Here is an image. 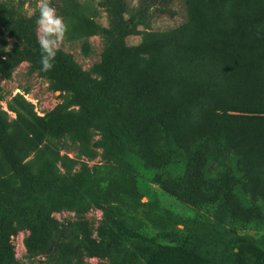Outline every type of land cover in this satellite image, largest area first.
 Segmentation results:
<instances>
[{
    "label": "trees",
    "instance_id": "obj_1",
    "mask_svg": "<svg viewBox=\"0 0 264 264\" xmlns=\"http://www.w3.org/2000/svg\"><path fill=\"white\" fill-rule=\"evenodd\" d=\"M104 1L116 18L130 11L128 0ZM173 1L144 0L121 35L138 33L150 4L169 6ZM183 1L189 17L185 25L160 36L152 50L144 45L127 48L122 41L117 49L106 48L93 70L98 79L60 50L52 70L41 71L38 17L21 15L0 0V24L15 41L8 52L0 51V73L9 79L17 67L28 63L32 72L49 81L53 92L63 97L70 93L86 120L104 124L106 146L116 164L110 179L85 183L78 175L54 184L24 164L29 152L19 147L0 116V264L10 253L12 219L27 216H33L38 226L26 241L27 249L31 255L47 256L40 264H82L86 254L106 258L118 252L117 234H109L110 244L97 241L84 223L75 224L68 238L50 214L74 210L84 201L141 212L163 237L155 251L148 250L147 264H209L198 251L203 240L217 247L238 242L240 249L262 254L264 238L227 239L222 225L226 221L257 229L264 225V0ZM206 46L215 55L201 53ZM145 54L146 66L141 67L138 60ZM16 101L24 109L30 107L21 97ZM225 109L241 114L230 115ZM61 110L62 105L52 114H62ZM64 125L68 132L71 126ZM4 170L19 181L18 186ZM140 172L181 203L213 211L220 225L143 203ZM180 226L179 241L197 242L183 244L177 263L157 262L160 253L174 251L167 247V239L175 236L168 234ZM57 236L66 241L58 244ZM261 257L240 263L264 264Z\"/></svg>",
    "mask_w": 264,
    "mask_h": 264
},
{
    "label": "rangeland",
    "instance_id": "obj_2",
    "mask_svg": "<svg viewBox=\"0 0 264 264\" xmlns=\"http://www.w3.org/2000/svg\"><path fill=\"white\" fill-rule=\"evenodd\" d=\"M1 1L26 17L39 16V0ZM49 2L56 8L57 14L63 17L68 29L60 51L72 55L82 69L93 78H98L93 70L102 62L106 48L111 46L117 49L116 46L123 43L127 48L144 45L147 50H152L158 46L160 36L185 25L189 20L183 0H175L169 6L158 2L152 3L145 23L137 28L138 33L123 37L121 32L124 24L141 8L144 0H128L130 11L122 18H116L104 0H49ZM104 30L109 33L106 34ZM14 42L11 32L5 25L0 24V51L8 52ZM201 53L208 57L214 54L208 46L204 47ZM147 59L148 56L145 54L138 60L141 67L146 66ZM19 97L30 105L28 109L22 108L16 101ZM60 105L62 114H52ZM227 110L223 111L230 115L241 114ZM216 114L223 112L216 110ZM0 116L6 120L10 134L19 147L29 152L24 164L28 165L35 176L54 184L78 175L83 176L85 183L87 179L112 178L116 164L110 155V148L106 146L107 134L104 124L98 120H86L80 108L74 105L70 93L63 97L60 92H53L49 81L32 72L28 63H22L17 67L9 79L0 73ZM64 123L71 126L68 132L63 131L67 129ZM60 127L63 132L60 131ZM140 174L139 192L143 196V203L159 206L160 209L168 210L185 219L202 216L212 226L220 225L213 211L181 203L162 190L150 175L144 172ZM4 175L14 185H19V181L11 177L7 170H4ZM50 214L59 223L60 230L67 232L68 238L75 224L84 223L90 228L92 238L97 241L112 243L113 240L109 236L112 233L120 238L118 252L106 258L86 254L82 264H147L148 250L155 251L157 246L163 243L159 231L150 226L141 212L130 213L115 203L84 201L74 210L64 209L59 212L52 211ZM222 226L228 231L227 239L264 238V225L257 229L241 227L226 221ZM12 228L14 232L9 240L11 249L10 253L5 255L3 264L44 262L46 255H31L26 246L32 232H38L35 218L33 216L13 218ZM182 229L180 226L178 230L168 234L175 236L167 239V247L174 248V251L160 253L156 258L157 262L167 260L177 263L183 244L197 242V238L186 242L179 241ZM55 241L61 244L66 240L57 236ZM240 246V243L234 242L225 247H217L203 240L198 251L207 257L209 264H241L243 260L249 262L259 259L261 255V258L264 257V251L259 254L257 249L245 251L240 249ZM59 247L60 245L57 249Z\"/></svg>",
    "mask_w": 264,
    "mask_h": 264
},
{
    "label": "clouds",
    "instance_id": "obj_3",
    "mask_svg": "<svg viewBox=\"0 0 264 264\" xmlns=\"http://www.w3.org/2000/svg\"><path fill=\"white\" fill-rule=\"evenodd\" d=\"M39 16L36 20L37 43L40 47L41 71L48 72L54 67L57 52L67 33L63 17L57 14L56 8L49 0H39Z\"/></svg>",
    "mask_w": 264,
    "mask_h": 264
},
{
    "label": "water",
    "instance_id": "obj_4",
    "mask_svg": "<svg viewBox=\"0 0 264 264\" xmlns=\"http://www.w3.org/2000/svg\"><path fill=\"white\" fill-rule=\"evenodd\" d=\"M57 93H59V92H57Z\"/></svg>",
    "mask_w": 264,
    "mask_h": 264
}]
</instances>
